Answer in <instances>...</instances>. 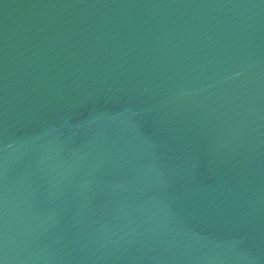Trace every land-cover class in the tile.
Masks as SVG:
<instances>
[{"label": "water", "instance_id": "obj_1", "mask_svg": "<svg viewBox=\"0 0 264 264\" xmlns=\"http://www.w3.org/2000/svg\"><path fill=\"white\" fill-rule=\"evenodd\" d=\"M0 264H264V0H0Z\"/></svg>", "mask_w": 264, "mask_h": 264}]
</instances>
